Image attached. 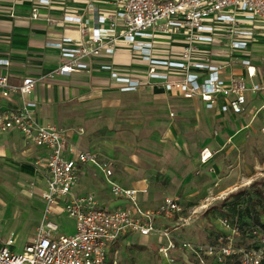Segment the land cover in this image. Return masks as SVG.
Returning <instances> with one entry per match:
<instances>
[{
  "label": "built area",
  "instance_id": "obj_1",
  "mask_svg": "<svg viewBox=\"0 0 264 264\" xmlns=\"http://www.w3.org/2000/svg\"><path fill=\"white\" fill-rule=\"evenodd\" d=\"M48 4L49 0H39ZM113 11L96 15L98 25H89L81 16L64 15V22L78 26V34L48 40L45 45L55 48L60 63L49 71L53 75H67L89 69L95 56L111 55L118 43L138 52L147 64L143 77L120 73L111 64L100 69L109 72L120 91H135L142 84L159 85L165 91H179L185 98L199 97L205 107H214L219 97L223 113L240 114L248 94L264 93V83L254 81L255 66L249 58L237 59L235 51L246 50L258 31L264 32V0H109ZM32 17H36L33 11ZM107 24L102 29V24ZM120 28L116 31V28ZM158 35H180L184 45L175 59L156 57L153 49ZM225 44L223 49L230 63H238L244 74L223 77L222 61H211L203 46ZM202 45V47H201ZM0 58L1 67L8 66ZM44 76H25L19 82L10 81L0 70V95H17L21 99L18 109L0 112V132L18 131L23 139L46 152L44 160V188L40 192L44 203L34 235L20 253L11 251L14 240L4 239L0 245V264H107L110 246L121 236L138 233L157 235V250L168 257L171 250L180 247L192 255L198 264H261L264 259V233L252 225L250 245L236 244L240 230L236 220L222 215L218 219L219 232L210 244L176 241L172 232L189 226L207 210L204 202L190 206L187 214L176 196H164L154 206L143 205L137 189L121 185L113 178L109 164L96 153L76 149L68 142L65 131L53 124H40L34 117L36 101L32 94ZM258 111L264 114V99ZM257 111V112H258ZM264 133V124L262 127ZM201 159H205L202 156ZM97 168L107 185L112 200H122L115 206H102L92 193L73 192L78 182L80 165ZM62 202L61 213L74 221L71 235H56L58 224L52 217ZM210 260V261H209Z\"/></svg>",
  "mask_w": 264,
  "mask_h": 264
},
{
  "label": "crops",
  "instance_id": "obj_2",
  "mask_svg": "<svg viewBox=\"0 0 264 264\" xmlns=\"http://www.w3.org/2000/svg\"><path fill=\"white\" fill-rule=\"evenodd\" d=\"M38 1L0 0V58H6L9 61L8 66L1 67L0 70L7 74L12 82H19L25 76H44L43 79L38 81L32 94L33 99L36 101V106L33 109L35 119L41 124H53L58 127L60 125L66 126L69 128L65 129L68 142L76 149H96L100 153V150L104 147L98 137L96 138L95 135L88 137L83 128H79L81 131H75V127H73L74 120L71 117L75 114V106L71 104L82 99L85 94L99 90L119 91L124 94L133 92L120 91L118 85L110 78L109 72L100 69L101 64L109 63L120 73L139 77L146 74L147 64L138 52L118 41L111 55L101 54L90 59L89 69L86 71L47 76L50 70L59 65L60 57L58 51L55 48L46 46L45 42L59 39L65 35L76 37L78 34V26L72 22H64L63 16L67 14L81 16L83 20L88 21L89 25L94 26L98 25L96 15L112 12L113 6L109 0H49L48 4H41ZM33 11L36 12V17H32ZM101 28L106 29L107 24H102ZM119 29V27L116 28V31H119ZM261 35H264V32L260 30L257 32L255 40ZM254 41L248 45L246 50L235 51L234 57L237 59L249 58L256 70V76L253 80L264 83L257 65L258 62H256L254 56L256 53H253ZM154 43V55L164 59L178 57L184 45L180 35H158L154 39ZM204 48H207V56L211 61L225 63L221 72L223 77L245 73L244 67L240 64L228 61L223 51L225 49L224 43L203 46L202 49ZM151 87H155V89ZM138 89H148L166 102L173 100V103L181 104L183 110L186 111L185 114H191L195 118L196 122L191 128L193 133H200L197 141H189L190 150H187V154L184 150V155L189 156L174 153V148L162 147L158 150L160 156L156 158L158 162L157 169L150 168V163H144L141 168H143L145 174L140 179L132 180L129 186L125 185L137 189H146L144 194L139 193L138 195V199L143 205L154 206L164 196H177L184 204L193 205L196 204L195 202H200L201 197L207 194V187H210L213 181L217 182L218 187L220 186L222 189L228 188L225 191L228 194L232 193L239 183L248 181L235 169L236 167L224 170L221 161L224 154H229L233 147L237 150L239 146L244 144V140L230 133L223 136L219 132V134L216 133L219 137L215 138L208 137V134L214 119H218L215 128L223 132L228 130L230 120L241 117L250 106L255 104L259 108L264 99L263 92L254 95L248 94L243 112L233 114L231 112H221L220 105L224 102V97H219L214 107L208 109L199 97L185 98L179 91H165L159 85L142 84ZM20 105L21 99L19 96L12 95L5 98L0 95V112L8 109H18ZM173 113L172 110L168 111V116H174ZM262 116V123L264 124L263 113ZM246 127H248L247 124L242 128ZM180 144L186 145L184 139H181ZM223 146L226 149L221 154L216 155L217 151H222ZM208 153L211 156L208 157ZM202 156H205L204 160L201 159ZM45 157L46 152L44 149L26 142L18 131L0 132L1 167L13 172L20 182L26 184L27 193L36 192L39 198H41L40 192L45 184ZM102 158L100 159L103 160ZM235 161L237 160H233V162ZM208 166L214 168V173H207ZM93 168L95 167L90 164L79 166L78 182L74 186L73 192L77 194L92 193L100 205L112 206V199L109 196L106 184L100 182L93 186L84 181L85 173H93ZM194 168L197 171L192 172ZM221 169L226 174L220 177L218 174ZM130 170L128 169L129 172ZM116 176L115 171H113V178L116 179ZM128 177H131V175L129 174ZM61 208L62 202H59L56 208L57 213L62 214ZM193 230L191 228L177 229L172 232V235L176 241H190L189 239L197 240L204 237L200 233L196 234ZM125 236L127 238L134 237L142 241L143 245L152 246L155 244L157 248V235L155 234L143 236L133 232ZM2 241L0 239V242ZM112 245L108 252L113 247ZM183 252L180 247L176 246L175 249L171 250V255L179 256ZM106 263L109 264L108 254Z\"/></svg>",
  "mask_w": 264,
  "mask_h": 264
},
{
  "label": "rangeland",
  "instance_id": "obj_3",
  "mask_svg": "<svg viewBox=\"0 0 264 264\" xmlns=\"http://www.w3.org/2000/svg\"><path fill=\"white\" fill-rule=\"evenodd\" d=\"M254 43L253 53H256L254 56L264 79V35L258 37ZM71 105L75 106V114L71 115L75 131L83 128L88 137H98L104 147L100 150L101 154L96 149L87 151L99 154V158L104 157L102 159L118 176L116 182L124 186H129L132 180L140 179L145 174L141 168L144 163H150V168L157 169L156 158L160 156L158 150L162 147L174 148V153L184 155V150L186 154L190 150L189 141H197V137H200V133H193L191 129L196 122L195 118L191 114H185L181 104L173 103V100L166 102L148 89H137L130 94L99 90L85 94ZM257 108L254 104L241 117L230 120L228 130L223 132L215 128L218 119L212 121L208 137H219L216 133L220 132L223 136L230 133L244 140V144L237 150L233 147L229 154H224L221 161L224 170L236 167L248 181L239 183L229 194L225 192L228 188L218 187L215 181L207 187V194L201 197L200 202L193 204L198 205L206 199L207 210L189 226L178 228H191L196 234L200 233L205 237L189 239L190 242H213L219 232L218 219L222 215L238 223L240 233L236 237V244L239 246L253 243V237L246 234L252 225L264 233V133L262 113L258 112L254 116ZM170 110L174 112L172 117L168 116ZM246 124L248 127L242 128ZM59 127L67 136L65 129L69 128L61 125ZM181 139H184L185 146L180 144ZM225 149L223 146L222 151H217L216 155ZM93 169V173H85L84 181L93 186L100 182L106 184L101 172L97 168ZM128 169H131L130 172ZM223 169L218 174L220 177L226 174ZM207 170V173H214L211 166ZM195 171L196 168L192 169V172ZM129 174L131 177H128ZM27 191L26 184L20 182L13 172L3 169L0 164V239L13 238L14 243L10 249L15 253L22 252L25 244L34 235L44 205L36 192L29 194ZM236 193L237 196H234ZM111 202L115 206L121 204L122 200ZM181 205L184 208L182 215H186L187 209L193 206L183 202ZM52 219L58 224L54 234L71 235L74 232V221L65 213H57ZM125 235L118 238L107 253L109 264H198L186 252L179 256L164 257L154 243L152 246L143 245L142 241L134 237L127 238Z\"/></svg>",
  "mask_w": 264,
  "mask_h": 264
},
{
  "label": "trees",
  "instance_id": "obj_4",
  "mask_svg": "<svg viewBox=\"0 0 264 264\" xmlns=\"http://www.w3.org/2000/svg\"><path fill=\"white\" fill-rule=\"evenodd\" d=\"M234 196H237V193H236V195H234ZM254 226H255V225H254ZM256 227H257V226H256ZM259 229H260V228H259ZM260 230H261V229H260ZM262 263H264V259L262 260L261 264H262Z\"/></svg>",
  "mask_w": 264,
  "mask_h": 264
},
{
  "label": "bare ground",
  "instance_id": "obj_5",
  "mask_svg": "<svg viewBox=\"0 0 264 264\" xmlns=\"http://www.w3.org/2000/svg\"><path fill=\"white\" fill-rule=\"evenodd\" d=\"M207 156H209V153L207 154Z\"/></svg>",
  "mask_w": 264,
  "mask_h": 264
}]
</instances>
